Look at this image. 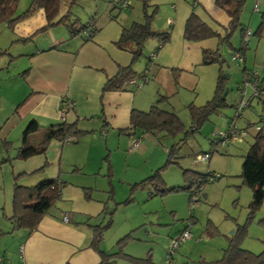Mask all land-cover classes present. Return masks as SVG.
<instances>
[{
    "label": "crops",
    "instance_id": "obj_1",
    "mask_svg": "<svg viewBox=\"0 0 264 264\" xmlns=\"http://www.w3.org/2000/svg\"><path fill=\"white\" fill-rule=\"evenodd\" d=\"M150 4L155 5L159 13L153 29L169 31L170 40L151 57L158 41L148 39L145 55L135 62L129 52L117 47L116 42L121 26L142 20L140 3L123 9L128 12L120 13L119 18L108 14L109 8L105 6L100 17H92L97 31L88 41L77 36L80 33L70 34L65 25L47 27L43 10L17 22L11 29L2 24L10 40L2 49L6 50L3 55L9 57L5 66L7 72L0 75V258L6 264H98L99 256L89 245L92 227L103 209L101 201L94 199L95 185L80 183L87 165L102 166L100 161L107 153L105 161L108 160L113 175L109 150L127 148L129 154L141 151V145L149 141L146 137L150 134L141 133L146 135L142 140L139 132L132 134L129 125L132 109L146 111L164 97L159 104L162 109L185 116L189 113L188 105L202 106L212 98L218 75L225 66L220 69L216 63L202 64V50H216L218 40L187 41L183 31L188 16L194 12L212 30L222 34L228 23L226 13L216 6L215 0H151ZM255 4L259 11V3ZM19 6L18 2L16 14ZM222 47H219L221 56ZM149 57L152 58L150 62ZM15 58L21 59L17 65L20 72L11 75L9 70L11 63H16ZM242 58V67L248 71L244 51ZM126 66H131L138 74L144 72L148 79L137 88L129 83L123 91L102 94L106 80ZM26 69L27 73L22 75ZM174 69L178 71L177 79H174ZM257 76L259 81L263 79L259 73ZM246 97L250 103L255 99L250 88H247ZM64 98L73 105L65 121L76 122L77 128L86 133L76 142L51 140L42 155L15 159L29 121L35 120L39 130L57 122L60 101ZM241 118L246 120V126L251 124L245 115ZM227 126L228 123L225 129ZM38 135L36 132L31 137L37 140ZM2 140L11 144L7 151L3 149ZM136 140H141L137 148L129 151ZM92 149L101 152L99 159L97 154H91ZM162 153L166 154L167 149L163 148ZM210 159L211 155L208 162ZM44 163L47 166L41 174L25 177L21 183L31 185L41 179L59 178L66 182L60 200L40 219L32 234L13 230L9 221L13 178L18 174H30ZM110 186L113 190L111 183ZM86 192L90 198L86 197ZM64 216L68 217L67 222L63 221Z\"/></svg>",
    "mask_w": 264,
    "mask_h": 264
},
{
    "label": "rangeland",
    "instance_id": "obj_2",
    "mask_svg": "<svg viewBox=\"0 0 264 264\" xmlns=\"http://www.w3.org/2000/svg\"><path fill=\"white\" fill-rule=\"evenodd\" d=\"M114 1L79 0L70 9L69 21L77 20L78 24L75 25V28H80L92 17H100L105 6L109 8L108 14L113 13L118 18L120 13L126 14L128 12V10H123L125 8H113ZM30 2L31 0H20L18 14L25 11ZM128 2L131 8L140 3L137 0H128ZM255 2L259 3V11L254 10ZM65 12L66 6L62 1L58 18ZM263 14L264 0H245L239 16L240 26L251 32L249 42L244 50L248 69L245 73H259L261 78H264ZM158 15L157 12L156 17ZM3 26L0 25V49H4L10 42ZM260 26L261 30L258 33ZM82 33L77 36L82 37ZM229 45L230 47L224 44L222 47V58L226 61L225 67L228 75L225 81V88L228 89L226 94L227 107L220 111L219 116H211L199 128L198 132L184 136V132L187 133L191 125L190 114L177 115L184 128L183 133L175 137L166 136L159 139L152 135H150L152 137H146V135L139 133L138 137L141 136V140L146 137L149 141L143 144L144 146L141 145V151L138 149L140 151L138 154H129L127 148L109 150L112 154L115 173L111 177V182L107 177V168L105 169L108 161H105L107 153H104L100 161L102 166L95 163L93 165L88 164L85 168L82 173L83 176L80 177L82 180L80 183L95 185L97 191L93 192L94 199L101 201L102 209L105 210L100 214L99 220L94 222L103 228L101 250L109 253L116 251L118 240L129 234L130 238L123 248L126 254L135 258H144L148 253H151L153 264H165L168 240L177 237L189 226L191 238L179 246L175 262L180 264H211L221 258L223 250L226 249L228 240L237 226H245L240 247L253 254H259L262 251L264 200L260 209L249 218L248 206L251 200V191L244 185L240 177L243 156L252 143L254 127L258 125L256 123L261 113V103L256 98L253 99L250 106L245 109L246 114L235 120L237 127L242 128L245 126L246 120L244 121L241 117L245 115L252 124L242 140L234 143L226 141V143L219 145L216 152L211 154L208 163L195 161L197 155L211 151L210 141L214 139L213 134L225 130L229 119L233 117V104L239 99L237 90L239 85L243 83L245 73L242 72L243 64L235 62L231 58L234 50L239 49L242 45L239 28L231 34ZM145 50L146 44L143 47V55L146 53ZM8 60L9 57L0 55V75L7 72L5 66ZM14 60L16 63H11L9 70L11 75L20 72L17 65H19L18 60L21 59L15 58ZM42 132V129L39 130L38 136ZM173 144L179 148L176 154L177 164L169 165L162 172L161 177L168 188L183 187V169L202 174L209 171L214 177L212 181H207L202 185L199 190V201L192 206L189 202L190 192L186 190H177L149 198L147 192L138 189L132 193V200L125 203L124 201L130 195L128 184L139 182L162 166L167 158V155L162 153L163 148L169 149ZM91 154H97L98 159L101 157V152L96 153V150L93 151V149ZM110 183L113 187V193L110 192ZM117 263L131 264L126 260H118Z\"/></svg>",
    "mask_w": 264,
    "mask_h": 264
},
{
    "label": "trees",
    "instance_id": "obj_3",
    "mask_svg": "<svg viewBox=\"0 0 264 264\" xmlns=\"http://www.w3.org/2000/svg\"><path fill=\"white\" fill-rule=\"evenodd\" d=\"M19 1L20 0H0V25L6 24L8 28L11 29L17 22L34 15L39 10H43L47 21V27L62 24L65 25L70 34L74 35L89 29L88 37L84 38V36L81 35V38L84 41L90 40L97 31L94 18L89 19V21L81 25L80 28H75V25L78 24L77 20L69 21L70 9L73 5H76L79 0H31L25 11L20 14H16V7ZM62 1L65 3L66 12L58 18L60 4ZM115 1L113 2V8L123 9L130 7L128 0H118L119 2L117 1V4ZM124 1L127 2V5L126 7H121L120 4ZM137 1H139L141 4L142 20L133 21L127 26H121L122 29L120 36L116 42L119 49L127 51L131 54L132 62L137 61L143 55V47L148 39H155L158 41V46L153 51L154 54L170 40L169 31L160 32L153 29L152 24L157 15V7L155 5H151L149 0ZM244 2L245 0H215L216 6L224 10L228 17V23L225 27H223L222 34L212 30L204 21L200 19L198 15L192 12L188 16L184 25V39L187 41L198 42L209 38H216L218 40L219 47L224 44L230 47L229 38L233 31L239 28L241 31L242 45L239 49L234 50V53H238L242 56V52L245 50L247 44V41L244 40V36L248 31L246 29L244 30V28H242L239 24V16ZM113 18H115V16ZM262 20L263 24L264 14L262 16ZM261 26L258 29V33L261 30ZM219 47L214 51L202 50V64L209 65L216 63L220 66V69L225 66L226 61L222 58ZM5 53L6 50L0 49V55ZM151 60L152 58L149 57L148 62ZM27 70L28 69L24 70L22 75H25ZM172 72L174 74V79H177L178 71L174 69ZM242 72L243 74L246 72L244 67L242 68ZM146 79L148 78L144 72L143 74H138L133 71L131 66L121 67L115 76L106 80L102 87V94L106 92L123 91L125 86L129 83H132L133 87L137 88L138 84H141V81L143 82ZM225 81L226 79L223 77V72L220 71L212 98L202 106H195L193 104L188 105L191 125L187 133L184 132L183 125L181 124L175 112L164 110L160 107L159 104L164 100V97H160L156 103H154L146 111H140L136 109L131 110L129 115V125L130 129H132V134L135 132L150 134L156 139L166 136L175 137L176 135L183 132L184 136H187V134L193 135L195 132L199 131V128H201L211 116H219L221 114L220 111L224 107H227L226 96L224 99L221 98L225 88ZM240 85L237 91H239ZM263 88L264 78L259 81L257 93L253 96L261 103V113L259 115V120L256 123L258 125H255L259 127V131L252 135L253 140L251 145H249L247 152L243 156L240 174L244 185H246L251 191V200L248 206L249 218H251L260 209L264 200ZM235 104H233V114ZM17 109L18 107L16 110ZM242 114L240 116H242ZM231 119H229V121ZM249 126L251 127L252 124L248 126L245 125L243 128H238L236 125L237 129L247 130ZM103 127H105L104 124ZM38 130V123L35 120L29 121L22 134L21 143L14 157L15 159L26 160L36 155H42L45 153L48 143L51 140H56L62 143L76 142L84 133H86L80 131L77 128L76 122L68 123L65 120L59 119L57 122L49 124L43 130V132L40 133V138L36 140L32 138L31 135L39 132ZM223 143H226V141L214 137V139L210 141L211 151L209 152V155H211L213 152H216L217 147ZM10 145V142L2 140V146L4 150L7 151ZM178 150L179 148L177 145L173 144L169 149H167V158L162 166L155 169L146 178L140 180L139 182L133 183L134 185L130 184V195L124 202L127 203L131 201L132 193L140 189L147 192L149 198L175 192L177 190H186L190 192V203L193 193L196 192L198 196L194 203H197L199 201V190L201 189L202 185L207 181H212L214 176L209 172L202 174L189 169H183L182 177L184 186L168 188L161 177V174L167 169L169 165L177 164L176 154ZM46 166L47 163H44L41 168L30 174H18L14 176L11 201L12 212L11 216L9 217V221L12 224L13 230L21 229L26 231L28 235L32 234L37 229L40 219L47 215L54 204L60 200L61 190L66 182L59 178L41 179L40 181L31 185H24L21 183V180L25 177L41 174ZM107 177L110 181L112 173L108 161ZM110 192L113 193L111 186ZM89 196V192H86V197L90 198ZM102 212H105V210L103 209ZM190 218H192V216H190ZM262 224H264V219ZM102 232L103 228L98 225L93 226L91 242L89 245V247L99 256L98 264H118V260H126L131 264H153L151 253H148L144 258H135L123 251L127 240L130 238L129 234L118 240L116 244V251L109 253L101 250L100 243L103 238ZM244 233L245 226H237L233 232V235L229 238L227 247L223 250L221 258L219 260L213 261L211 264H264V241L262 251L259 254H253L240 247V241L244 236Z\"/></svg>",
    "mask_w": 264,
    "mask_h": 264
},
{
    "label": "built area",
    "instance_id": "obj_4",
    "mask_svg": "<svg viewBox=\"0 0 264 264\" xmlns=\"http://www.w3.org/2000/svg\"><path fill=\"white\" fill-rule=\"evenodd\" d=\"M117 1L118 0L115 1L116 4H117ZM126 5H127V2H125V1L120 4L121 7H126ZM254 10L255 11L258 10L257 4H254ZM169 22H170V20H169ZM88 32H89V29H86L85 31H83L82 35L84 36V38L89 36ZM249 34H250L249 31H247L245 33V36H244L245 41H247ZM154 56H155V54L151 55V57H154ZM231 58L235 62L243 63V58L238 53L232 54ZM141 83H142V81H141ZM258 84H259V78L255 72L254 73L247 72L244 74L243 83L240 85V88L238 91L239 99L237 100L235 107H234L233 118L229 121L228 127L226 128V130L215 132L214 137H216L218 139H223V140L227 141L228 143H234V142L242 140L247 135V133H248L247 129H237L234 120L237 119L242 114V112L249 106V98L246 97L247 88L251 89V96H254L257 93ZM140 85L141 84H138L137 87H139ZM72 107H73V105L70 101H68L66 99H62L60 101V105H59V109H58V119L59 120H65L67 113L72 109ZM249 128H250V126H249ZM253 131H254V133L259 131V127L258 126L254 127ZM138 144H139V140L134 141L132 143L129 151L135 150L137 148ZM209 157H210L209 153L199 154L195 157V161H198L201 163H206L209 160ZM197 196H198L197 193L193 194V196L191 198V205L192 206L194 205V202L197 199ZM63 221L67 222L68 217L64 216ZM190 238H191L190 230L188 228H186L177 237L169 240V243H168L167 249H166V253H165V264H180V263H176L174 261V256L176 255V252L178 251L179 246L183 242L187 241ZM0 264H6V263L0 258Z\"/></svg>",
    "mask_w": 264,
    "mask_h": 264
},
{
    "label": "water",
    "instance_id": "obj_5",
    "mask_svg": "<svg viewBox=\"0 0 264 264\" xmlns=\"http://www.w3.org/2000/svg\"><path fill=\"white\" fill-rule=\"evenodd\" d=\"M222 71H223V77H224L225 79H227V78H228V75L225 73V72H226V67H223V68H222ZM227 92H228V89H227V88H224L223 94H222V96H221L222 99L225 98Z\"/></svg>",
    "mask_w": 264,
    "mask_h": 264
}]
</instances>
